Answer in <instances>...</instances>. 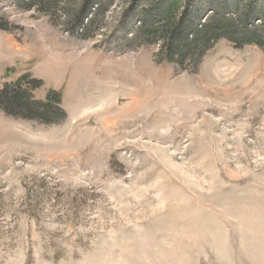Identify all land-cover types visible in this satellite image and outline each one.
I'll use <instances>...</instances> for the list:
<instances>
[{"label":"rangeland","instance_id":"374dc122","mask_svg":"<svg viewBox=\"0 0 264 264\" xmlns=\"http://www.w3.org/2000/svg\"><path fill=\"white\" fill-rule=\"evenodd\" d=\"M28 1L0 0V89L39 80L65 119L0 110V264H264V0H175L177 51L231 31L174 62L141 30L173 0H100L84 38Z\"/></svg>","mask_w":264,"mask_h":264},{"label":"trees","instance_id":"16d2710c","mask_svg":"<svg viewBox=\"0 0 264 264\" xmlns=\"http://www.w3.org/2000/svg\"><path fill=\"white\" fill-rule=\"evenodd\" d=\"M68 2H70V0H61L57 3L53 1L46 2L45 0H31V2L29 3L28 1L25 6L27 9L32 7L33 4H37L39 8L42 6L43 9H55L59 7V10L63 11V18L66 19L64 24L68 27L67 32L72 33L74 31V33H77L78 37L84 38L87 36L88 30L93 24V21L90 20L85 24V20L94 6L99 8L101 1L79 0L76 2L74 8L71 6L70 10L64 12V7L68 6ZM61 4L62 7H60ZM177 10L178 5L176 1L173 0L170 4V8L164 10L166 18V25L164 27L158 30H148L146 26L141 28V30L145 28L144 33L147 38L151 37L156 39L160 37L164 41L165 61L167 62H174V60L178 58L182 59V54L185 52H193V57L198 59L203 54L201 52L211 49V44L219 40V32L227 30V32L225 31L226 34H229V31H231L230 29H224V25L218 23L215 17H212L210 24L201 26L200 29H190L186 27L184 43L188 46L183 47L184 50L177 51L176 43L182 27L181 21L176 22L175 15ZM6 29L7 25H0V31H6ZM78 30H80V33L77 32ZM228 36L229 35L225 37L226 40H229ZM256 44L259 46L258 43ZM41 87L42 84L39 80L30 78L27 75L14 83L4 84V87L0 89V110L7 115L26 120H34L44 125L62 122L65 119V114L61 109L60 93L49 91L44 100H36L33 94Z\"/></svg>","mask_w":264,"mask_h":264}]
</instances>
